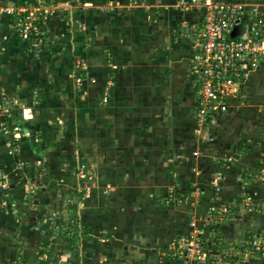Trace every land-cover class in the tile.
Masks as SVG:
<instances>
[{"label": "crops", "instance_id": "1", "mask_svg": "<svg viewBox=\"0 0 264 264\" xmlns=\"http://www.w3.org/2000/svg\"><path fill=\"white\" fill-rule=\"evenodd\" d=\"M39 1L60 7H48V41L35 53L28 37L5 34L12 13L0 15V104H13L0 130V264H183L158 253L192 223L231 241L263 230L264 85L254 79L264 65L229 111L197 124L198 45L182 32L197 10L184 0ZM80 171L90 194L76 186ZM220 205L229 211L214 226L204 216Z\"/></svg>", "mask_w": 264, "mask_h": 264}, {"label": "built area", "instance_id": "2", "mask_svg": "<svg viewBox=\"0 0 264 264\" xmlns=\"http://www.w3.org/2000/svg\"><path fill=\"white\" fill-rule=\"evenodd\" d=\"M186 9H195L201 16L197 23L182 24V32L196 38L198 48L189 61V74L192 86L197 94V103L193 117L197 124L211 122L219 113L229 111L242 94V87L252 73L264 65V4H250L231 0H184ZM19 17L21 35L42 42L39 37L43 33L35 22L39 15L31 17L24 14ZM31 13V12H30ZM234 31V32H233ZM76 67L82 66L80 61ZM81 79L78 77L76 81ZM7 108L0 106V129L6 127ZM264 167V154L260 160ZM79 177L85 178L84 172ZM244 177H239L243 181ZM94 185L86 180L78 190L89 193V186ZM5 187V184H1ZM262 208L264 209V202ZM229 206L210 207L205 213V219L215 226L217 221L226 218ZM185 235L180 236L159 250L160 261H174L190 264L192 261L213 260L219 264V257L226 252L230 260L236 261L254 256H264V229L253 232L242 241L217 239L214 233H205L202 228L192 223ZM223 241V245L221 243ZM208 246V248H205ZM224 249V250H223ZM219 255V256H218Z\"/></svg>", "mask_w": 264, "mask_h": 264}, {"label": "rangeland", "instance_id": "3", "mask_svg": "<svg viewBox=\"0 0 264 264\" xmlns=\"http://www.w3.org/2000/svg\"><path fill=\"white\" fill-rule=\"evenodd\" d=\"M71 1H74V0H69V2H71ZM40 4H42L43 7L40 6ZM68 4H70V3H67V5ZM58 5L57 4H54V3H52V5H51L48 2L46 3V2H42V1L37 0V1H33L30 5L23 6V7H21L20 5L18 7H16V8L15 7H11L9 5H7L6 7H0V15L2 13H5V12H8V13L11 12L12 13V21L9 23V26L10 27L8 26V28L5 29V34H7V36H8L9 34H11V30H12L18 40H19V37H25V36L21 35L20 32L18 31V29H19L18 28L19 27V25H18V22H19V20H18V14L21 15L23 13V10H26L27 9L28 12H29V14L31 15V17H34V16L36 17L37 15L40 14V12H42L41 10H45V13H43V16L45 17V14L47 16V13L50 11V8L47 11L48 7H60ZM66 7L67 8H64V9L58 8V9H56V11L63 10L61 12V14L63 15V12H66V11L69 12V10H72L74 8V7L72 8L70 6H66ZM42 34L44 35V33H42ZM74 67L75 68H74V72L72 74V82L75 83V87L76 88H80V82H81V80L79 82H77L76 81V78L79 77L80 79H82L83 76H85V72L84 71H81V66H78V67L74 66ZM258 77H259L258 79L257 78L254 79L255 80L254 83H258L259 84V82H261V84L264 85V73H260L258 75ZM9 104H10L9 102L0 104V106H3L4 108H7L8 109V111H6V117H5V120H4L6 122H7V118L10 117L9 115H11L12 112H13V104H10V105H12V108H11V106ZM16 107L17 106L14 105V108L15 109H16ZM16 123H17L16 126L18 125V127H19V119L18 118L16 119ZM0 130L2 131V134L7 135L5 132H3V131H6L5 129H3V130L0 129ZM18 132H19V129H18ZM8 142H9V140H8ZM0 176H2V175H0ZM77 178H78V181H77L76 186L77 187L84 186V182L82 181L81 177L77 176ZM6 188H7V186L4 187V186H1L0 185V191H1V189L6 190ZM9 192H10V188H8V190L5 191L6 194H8ZM89 194H90V190H89ZM0 198H1V196H0ZM215 235H216L217 239H219L218 238L219 235L218 234H215ZM225 241H227V240H225ZM221 243H222V245L224 244L223 241H221ZM205 248H208V246H205ZM228 248L229 247H227V245H226L225 246L226 251H227ZM208 250H209V248H208ZM226 251H223V253H225V254L222 255L221 257H219V260H218L219 261V264H239V263H241L242 260L246 259V258H244V259H240V260H237L236 261V257H234L233 258L234 260H230L231 256H228L227 255L228 252H226ZM209 252H212V251L209 250ZM208 256H210V253L206 256L207 260H208ZM210 258H213V260H211V259L208 260L207 261L208 264H213L214 262H216V258L215 257H210ZM195 264H199V261H197ZM216 264H218V263H216Z\"/></svg>", "mask_w": 264, "mask_h": 264}, {"label": "trees", "instance_id": "4", "mask_svg": "<svg viewBox=\"0 0 264 264\" xmlns=\"http://www.w3.org/2000/svg\"><path fill=\"white\" fill-rule=\"evenodd\" d=\"M24 14H29L28 10L26 9L25 13ZM20 15L18 14V19H19ZM35 24L41 28V30L44 32V35L43 34H40L39 37L42 38V42L38 45V46H35V41L36 38L34 37V35H32L31 37H29V48L30 50L35 53L37 50L39 49H42L43 47L46 46L47 44V37H46V34H45V31H44V28H45V19H44V16H43V12H40L39 14V18L38 20L35 22Z\"/></svg>", "mask_w": 264, "mask_h": 264}]
</instances>
